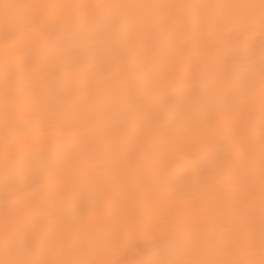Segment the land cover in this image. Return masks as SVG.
<instances>
[{"label":"bare ground","instance_id":"obj_1","mask_svg":"<svg viewBox=\"0 0 264 264\" xmlns=\"http://www.w3.org/2000/svg\"><path fill=\"white\" fill-rule=\"evenodd\" d=\"M0 264H264V0H0Z\"/></svg>","mask_w":264,"mask_h":264}]
</instances>
